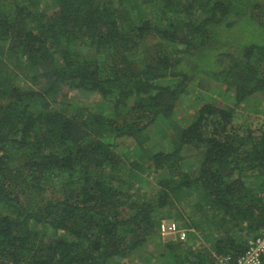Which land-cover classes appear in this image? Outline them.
<instances>
[{
  "label": "trees",
  "instance_id": "trees-1",
  "mask_svg": "<svg viewBox=\"0 0 264 264\" xmlns=\"http://www.w3.org/2000/svg\"><path fill=\"white\" fill-rule=\"evenodd\" d=\"M263 91L264 0H0V264H113L162 218L193 236L175 264L239 256L264 224Z\"/></svg>",
  "mask_w": 264,
  "mask_h": 264
},
{
  "label": "rangeland",
  "instance_id": "rangeland-1",
  "mask_svg": "<svg viewBox=\"0 0 264 264\" xmlns=\"http://www.w3.org/2000/svg\"><path fill=\"white\" fill-rule=\"evenodd\" d=\"M202 95L204 92H201ZM210 96V95H208ZM207 97L206 99H208ZM220 99L217 94H212V99ZM210 99V98H209ZM202 102L197 100L196 92H190L187 94L182 102L178 105L173 120L178 124L185 125L192 118L196 108ZM147 134L150 138L149 142L153 148H162L167 144V138L172 136V129L168 122H157L155 125L150 126L147 129ZM188 207V206H187ZM186 207V209H187ZM159 231V230H158ZM178 237L174 234H161L160 232L153 233L149 240L139 249L129 255L128 257L114 260L113 264H175L171 255H167V250L164 248V244L168 241H177ZM193 236L185 231V237L183 240L190 241Z\"/></svg>",
  "mask_w": 264,
  "mask_h": 264
},
{
  "label": "built area",
  "instance_id": "built-area-1",
  "mask_svg": "<svg viewBox=\"0 0 264 264\" xmlns=\"http://www.w3.org/2000/svg\"><path fill=\"white\" fill-rule=\"evenodd\" d=\"M158 230L161 234H174L178 239L185 237V228L178 225L177 221L171 218H162L158 224ZM264 254V224L259 233L248 239L247 247L243 253L237 257L229 254L218 257L215 264H259ZM189 264V263H184Z\"/></svg>",
  "mask_w": 264,
  "mask_h": 264
},
{
  "label": "crops",
  "instance_id": "crops-1",
  "mask_svg": "<svg viewBox=\"0 0 264 264\" xmlns=\"http://www.w3.org/2000/svg\"><path fill=\"white\" fill-rule=\"evenodd\" d=\"M217 97H219L218 94ZM245 107H248L249 109L248 113L243 110L244 113L248 115L249 120L252 119L253 121H258L264 126V91L254 95V97L246 103ZM257 107L259 109L258 112H256ZM256 117H258V119H256Z\"/></svg>",
  "mask_w": 264,
  "mask_h": 264
}]
</instances>
